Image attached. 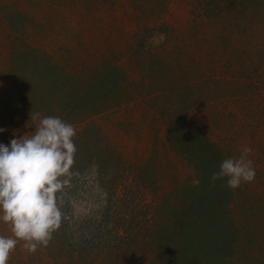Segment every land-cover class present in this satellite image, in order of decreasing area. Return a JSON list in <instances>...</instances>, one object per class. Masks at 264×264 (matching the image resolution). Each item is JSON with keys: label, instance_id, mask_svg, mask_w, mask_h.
<instances>
[{"label": "rangeland", "instance_id": "rangeland-1", "mask_svg": "<svg viewBox=\"0 0 264 264\" xmlns=\"http://www.w3.org/2000/svg\"><path fill=\"white\" fill-rule=\"evenodd\" d=\"M36 112L75 127L74 175L47 247L21 242L8 264H198L206 251L209 264H264V0H0V144L32 135ZM173 117L199 126L221 161L251 147L256 169L218 238L188 259L169 198L195 178L165 147ZM217 160L201 175L221 199Z\"/></svg>", "mask_w": 264, "mask_h": 264}, {"label": "clouds", "instance_id": "clouds-1", "mask_svg": "<svg viewBox=\"0 0 264 264\" xmlns=\"http://www.w3.org/2000/svg\"><path fill=\"white\" fill-rule=\"evenodd\" d=\"M30 119L32 135L0 144V221L10 231V235L0 234V264H8L21 242L29 253L47 247L62 223L60 194L74 175L75 127L58 116L41 117L39 112ZM252 151L244 146L238 156L224 158L211 182L223 180L220 186L231 190L252 182L256 175Z\"/></svg>", "mask_w": 264, "mask_h": 264}, {"label": "trees", "instance_id": "trees-1", "mask_svg": "<svg viewBox=\"0 0 264 264\" xmlns=\"http://www.w3.org/2000/svg\"><path fill=\"white\" fill-rule=\"evenodd\" d=\"M242 2L243 0H237ZM242 7H244V4H241ZM246 8H241L239 13H241ZM235 13H238L237 11ZM244 18V15H241V18ZM248 17V16H247ZM231 18V17H230ZM234 18V17H233ZM235 20V19H234ZM246 20H248L246 18ZM230 20L228 22V25L220 26V30L227 27L229 29V26H234L236 23H231ZM237 26V25H236ZM251 65L252 68L255 65ZM258 66V65H257ZM176 117H173V119H169L166 123L165 127V147L178 155L193 171L195 182L187 184L186 190H184V194L182 195H176L174 194L171 196L170 203H174V207L177 211V217L174 222L179 224V227L177 230H174V227L176 226L175 223L170 224L172 227L171 232L172 235L178 233L182 234L183 237L181 238L182 242V249L181 252L178 250V243L177 241H173L175 243V251L177 253L184 257L185 259L193 258L195 254L199 255L200 251H205L208 248L206 246H210V243H213V240L218 238L217 233L213 231V227L215 228L220 223V217H224V215L228 211V207L232 204L231 201V193L233 190L226 188V192L220 193L221 199H219L218 191H213L216 193V196L214 198V203L207 204L206 201H203L205 196L209 193H213L212 191H209L207 189L206 182L202 179H205L203 175H201L203 170H206V167H208V162L211 159L217 158L219 161L216 164V171L219 170V164L221 162V155H220V148L216 146L215 143L208 140L207 136L203 133L201 128L197 125H187L184 122H177ZM225 182V181H224ZM218 186L217 189L218 190ZM166 194L164 193L162 201L160 202L162 204L166 201ZM225 195L230 198L225 200ZM226 201V202H225ZM228 202V203H227ZM226 203V207L221 210V204ZM214 210V212H212ZM222 211L223 215L216 213ZM216 216V217H215ZM166 217H164L165 219ZM168 220V219H167ZM166 220V222H167ZM171 221V219H170ZM173 222V220H172ZM171 223V222H170ZM194 225L196 227H201L204 234H198L199 241L197 242V237L195 231L191 229V226ZM225 226V225H224ZM190 232L193 234L194 239L189 238ZM222 232V231H221ZM213 236L214 239L211 237ZM215 236V237H214ZM205 238L206 241L203 239ZM203 239V240H202ZM193 240V241H192ZM200 241L202 244H200ZM194 242V243H193ZM192 244V245H190ZM190 245V246H188ZM195 248V249H193ZM191 251V252H190ZM190 252V254H189ZM208 251L206 253H201L200 257L201 259L198 260L201 263L202 258H205L204 264H209L208 260L209 257L206 256ZM198 262V264H199ZM188 264V263H183ZM192 264V263H190Z\"/></svg>", "mask_w": 264, "mask_h": 264}]
</instances>
